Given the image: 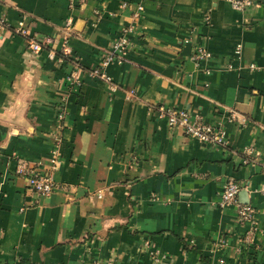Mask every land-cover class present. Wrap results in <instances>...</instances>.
Returning a JSON list of instances; mask_svg holds the SVG:
<instances>
[{"label": "crops", "instance_id": "crops-1", "mask_svg": "<svg viewBox=\"0 0 264 264\" xmlns=\"http://www.w3.org/2000/svg\"><path fill=\"white\" fill-rule=\"evenodd\" d=\"M252 1L234 10L225 0H0V18L22 20L41 47L0 28V264H264V0ZM125 26V60L104 69L110 90L84 69ZM45 39L67 51L60 61L46 57ZM198 46L211 57L193 61ZM75 61L80 83L68 87ZM58 103L53 178L66 187L39 197L15 160L45 170ZM157 106L221 124L225 144L185 136ZM229 180L254 210L249 245L233 207L217 205Z\"/></svg>", "mask_w": 264, "mask_h": 264}, {"label": "built area", "instance_id": "built-area-1", "mask_svg": "<svg viewBox=\"0 0 264 264\" xmlns=\"http://www.w3.org/2000/svg\"><path fill=\"white\" fill-rule=\"evenodd\" d=\"M225 2L234 10H244L254 4L252 0H225ZM121 7H125V3H121ZM140 6H137L139 9ZM136 15V14H134ZM204 21L208 22V13L204 15ZM69 20H65L64 25L68 27ZM0 28L9 29L12 32L21 36L27 44V47L32 51H38L41 47L40 44L30 35L28 27L22 22L17 21L13 26H10L4 19L0 18ZM133 32L132 26H125L118 30L116 37L112 40L110 48L99 58L96 65L84 69L86 75L92 78L99 79L107 84L110 90L116 88V84L112 83L109 76L104 71L105 67L111 63L123 62L126 51L130 46L129 34ZM50 43L49 39L44 40L46 45L45 54L48 59L61 60L64 53L56 54L47 45ZM241 46L236 43L233 47V57L239 58ZM211 53L203 47H195L191 54V59L195 62L202 59H209ZM230 67V64L227 65ZM248 69L254 70L259 67L253 63L247 64ZM81 66L78 61H75L72 68L66 73L64 79L68 87H76L79 85V72ZM264 69V67H262ZM134 89H128L125 91L124 98L130 99L134 97ZM156 116L165 120L169 127L180 128L185 136L193 137L198 141L208 145L223 146L225 144V129L221 124L211 125L204 122L199 115L191 116L185 109L170 108L157 106L154 108ZM64 116V110L61 103H58L55 107V127L52 131V147L49 150L48 163L44 171H33L28 163L20 158H16L14 172L15 174L25 178L27 188L32 191L36 196L42 197L49 195L54 189H64L66 185L63 183H57L53 178V173L58 165V147L61 142L60 131L62 127V120ZM234 119V113L230 112L226 118L227 122H231ZM240 189L238 183L234 181H226L223 183L219 192L217 205L219 208L226 206H232L235 212L236 222L244 227V231L240 238V244L249 245L252 243L254 234L258 230L257 222L254 216V210L248 204L240 203L237 200V193ZM219 245L225 244V239L218 240ZM152 264H160L156 258L153 259ZM164 264H172L171 261H167Z\"/></svg>", "mask_w": 264, "mask_h": 264}]
</instances>
